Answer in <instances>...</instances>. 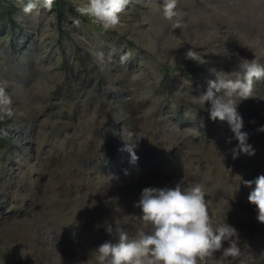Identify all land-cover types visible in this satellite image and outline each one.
<instances>
[{
  "label": "rangeland",
  "instance_id": "rangeland-1",
  "mask_svg": "<svg viewBox=\"0 0 264 264\" xmlns=\"http://www.w3.org/2000/svg\"><path fill=\"white\" fill-rule=\"evenodd\" d=\"M13 1L15 25L0 16L11 99L0 106V264H97L92 252L116 235L104 227L149 231L135 206L142 189L183 177L205 186L213 227L236 229L240 254L221 264H264V223L244 184L264 174V80L238 109L254 156L234 159L227 123L193 99L216 78L210 68L264 64V0H177L172 20L159 0H129L110 30L78 11L88 0L33 13ZM125 140L137 142L136 164Z\"/></svg>",
  "mask_w": 264,
  "mask_h": 264
},
{
  "label": "clouds",
  "instance_id": "clouds-1",
  "mask_svg": "<svg viewBox=\"0 0 264 264\" xmlns=\"http://www.w3.org/2000/svg\"><path fill=\"white\" fill-rule=\"evenodd\" d=\"M165 18L172 20L180 15L177 0H159ZM129 0H88L87 6L78 9L99 22L104 30L114 29L122 24V14ZM52 0H27L23 6L25 13L38 12L40 8H50ZM174 27H180L179 20ZM198 55L190 50L189 58ZM103 56V53H100ZM123 59V57H122ZM206 64V60H197ZM238 71L232 73L209 71L215 79L207 81V89L198 97H193L205 105L212 121L226 122L238 143L231 149L234 159L241 154L254 156L255 150L248 143L249 133L244 131V119L239 112L240 103L253 96L257 81L264 80V64L256 61L241 60ZM237 100L240 102L237 103ZM11 104L10 97L0 88V106L5 109ZM10 115V111L8 112ZM264 132V125L259 126ZM131 135V133H130ZM137 142L126 141L121 151L130 155V163L139 160L136 154ZM127 174V172H126ZM251 188L248 200L255 205L260 223H264V174L254 180L244 181ZM255 185L253 188L252 186ZM141 210L140 218L149 231H138L135 236L121 227L108 223L105 231L113 237L100 244L92 256L97 264H204L217 252L221 264L223 258L237 257L240 249L234 239L236 229L229 223L213 227L208 211L205 186L201 183H186L185 177L171 187H145L135 204ZM227 245V246H225Z\"/></svg>",
  "mask_w": 264,
  "mask_h": 264
},
{
  "label": "trees",
  "instance_id": "trees-1",
  "mask_svg": "<svg viewBox=\"0 0 264 264\" xmlns=\"http://www.w3.org/2000/svg\"><path fill=\"white\" fill-rule=\"evenodd\" d=\"M18 7L13 0H0V16L9 24L15 25V14ZM8 135L7 128L0 127V145L4 144V138Z\"/></svg>",
  "mask_w": 264,
  "mask_h": 264
}]
</instances>
